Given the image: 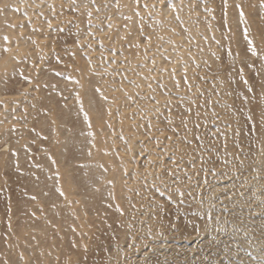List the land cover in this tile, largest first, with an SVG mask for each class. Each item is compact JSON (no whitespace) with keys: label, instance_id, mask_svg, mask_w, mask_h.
Listing matches in <instances>:
<instances>
[{"label":"rangeland","instance_id":"rangeland-1","mask_svg":"<svg viewBox=\"0 0 264 264\" xmlns=\"http://www.w3.org/2000/svg\"><path fill=\"white\" fill-rule=\"evenodd\" d=\"M43 1L0 21V264H264L260 0Z\"/></svg>","mask_w":264,"mask_h":264},{"label":"snow or ice","instance_id":"snow-or-ice-1","mask_svg":"<svg viewBox=\"0 0 264 264\" xmlns=\"http://www.w3.org/2000/svg\"><path fill=\"white\" fill-rule=\"evenodd\" d=\"M160 2H161V6H163L164 4H168L170 7H172V5H171V0H160ZM135 3H136V6H137V8H138V7L140 6V0H135ZM226 4H227V0H225V5H226ZM260 6H261V8H264V0H260ZM144 7L147 8L148 5H147V4H144ZM152 7L155 8L156 5L153 4ZM236 7H237V9H238L239 12H240V19H241V20H244V19H245V14H244V12H243V8H242V6L239 5V4H237ZM208 11H210V9H209ZM91 14H92L91 12L88 13L89 16H91ZM135 14H136L137 16H139V12H138V11H137ZM127 19H131V17H127ZM177 20H179V16H177ZM157 23H160V21H157ZM225 23H226V21H225ZM51 26H52V25H51V21H49V27L51 28ZM226 26H227V23H226ZM107 27H108L109 29H111V28H112V24L109 23V24L107 25ZM140 33H141V35L143 36V38H144L145 40L148 41V43L151 42V37H150V36H144V34H143V27H142V26H141V28H140ZM89 35H94V34H93V33H89ZM243 36H244V38H245V40H246L247 50H248L252 55H256V54H257V50H256V47H255V45H254V41H253V39L250 38L249 30H248V26H247V25H245V27H244V29H243ZM3 39H4L5 43L7 44V42H8V37L5 36ZM121 39H125V37H121ZM33 43H35V41H33ZM133 46L136 47V48H139V47H140V44H139V43H136V44L133 45ZM89 47H91V45H89ZM3 51H4V52H9L10 49H9L8 47H5V48L3 49ZM112 52H113V55H115V53H116V49L113 48V49H112ZM213 55H215V53H213ZM12 58L15 59L16 57H12ZM114 62H115V61H114ZM249 67H251V65H249ZM162 71H163V70H162ZM175 71H176L175 69L172 70V72H173V78L175 77ZM242 71H243V70L241 69V72H242ZM24 79H26V80H30V78H28V77H24ZM67 79H70V80H71L72 77H68ZM125 79H126V77H125ZM145 79H148V77H145ZM201 79H205V77H201ZM131 83L135 84L134 81H132ZM245 83L247 84V81H245ZM184 84L189 88V90L191 89V84H190V82H189V80H188V78H187V69H185V73H184ZM176 86L179 87V81L176 82ZM148 87L151 88L152 85L149 84ZM160 87H164V85L161 84ZM121 90H123V89L121 88ZM251 90H252V89L249 88V91H251ZM96 92L100 93L101 96L103 95L102 90H101L100 88H96ZM125 95H128V94L125 93ZM104 99H107V98L104 97ZM128 99H131V96H128ZM76 102H77L78 104L81 103V101H80V97H79V94L76 95ZM157 103H159V102L157 101ZM80 111L83 113V120L91 126L90 118H89L87 112H85V111L83 110V106H82V105H81ZM249 118H250V117H249ZM149 127H151V125H149ZM92 135H93V133L89 132V136H92ZM122 138H123V137H122ZM169 139H171V137H169ZM158 142H159V141H158ZM130 150H131V149H129V151H130ZM53 163H55V160H53ZM149 163H152V161L150 160ZM100 167H103V165H101ZM57 175H59V173H57ZM108 183H111V181H108ZM57 191L60 193V195H63V194H64L63 191H62V189H57ZM110 195H111V194H110ZM34 198H35V197H33V199H34ZM117 210H118V211L120 210L119 206H117ZM33 215H34V213H33ZM20 258L23 259V254H21V257H20ZM6 264H7V262H6Z\"/></svg>","mask_w":264,"mask_h":264},{"label":"bare ground","instance_id":"bare-ground-1","mask_svg":"<svg viewBox=\"0 0 264 264\" xmlns=\"http://www.w3.org/2000/svg\"><path fill=\"white\" fill-rule=\"evenodd\" d=\"M36 1V0H35ZM34 0H0V21L2 20V19H4V14L6 13H8V14H11L17 7H19L20 5H22L23 3H25V2H31L32 4H36V3H34L35 2ZM38 1H40V2H42L43 0H38ZM44 2V1H43ZM43 4H45L46 5V2H44ZM42 4V5H43ZM5 5V7H2V6H4ZM122 5H123V7H127L128 6V1H124L123 0V3H122ZM39 7V6H38ZM43 8V7H42ZM16 14V13H15ZM15 18V17H14ZM136 17H133L132 18V20H131V22H134L136 19H135ZM246 18H248V17H246ZM117 32V31H116ZM118 34V33H117ZM116 33L115 34H113V39H115L116 38V36L115 35H117ZM136 56H137V54L135 53V55L134 56H132V59L134 60L135 58H136ZM138 57V56H137ZM2 65V64H1ZM87 99V98H86ZM89 100V99H88ZM87 100V101H88ZM92 102H93V100H92ZM89 103H91V101L89 100ZM92 104H94V103H92ZM87 105H89V104H87ZM91 105V104H90ZM92 106V105H91ZM90 108V107H89ZM92 109V108H91ZM94 110V109H93ZM92 110V111H93ZM91 111V110H90ZM92 130V129H91ZM93 151V150H92ZM51 153V152H50ZM105 154V153H104ZM95 158V157H94ZM91 165V164H90ZM89 167V166H88ZM101 169V168H100ZM66 177V176H65ZM73 177V176H72ZM117 179V178H116ZM121 179V178H120ZM66 182V181H65ZM118 182V181H117ZM67 183V182H66ZM70 183V182H69ZM65 184V183H64ZM120 185V184H119ZM65 188H66V186H64ZM71 190V189H70ZM68 192H70L69 191V189H68ZM71 193V192H70ZM64 200H65V197H64ZM74 201H75V199H74ZM67 202V201H66Z\"/></svg>","mask_w":264,"mask_h":264}]
</instances>
